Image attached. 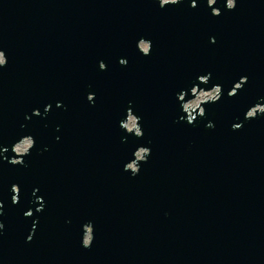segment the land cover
Listing matches in <instances>:
<instances>
[{"label": "water", "instance_id": "95a60500", "mask_svg": "<svg viewBox=\"0 0 264 264\" xmlns=\"http://www.w3.org/2000/svg\"><path fill=\"white\" fill-rule=\"evenodd\" d=\"M191 2L0 0V146L35 142L0 163V264H264V0ZM209 73L220 101L175 123Z\"/></svg>", "mask_w": 264, "mask_h": 264}, {"label": "clouds", "instance_id": "9594fccd", "mask_svg": "<svg viewBox=\"0 0 264 264\" xmlns=\"http://www.w3.org/2000/svg\"><path fill=\"white\" fill-rule=\"evenodd\" d=\"M183 0H161L160 8L162 9L164 4H172L177 5L182 3ZM207 7L211 9V15L213 17L219 16L220 12L218 9L213 7L217 0H206ZM191 8H195L197 5L195 3V0H192V2L189 5ZM236 7V0H228L226 10L227 11H233ZM210 43H215L214 38H211ZM145 49H147V45H142ZM6 67V62L4 59V54L2 51H0V69H3ZM211 74H206L199 76L197 78V81L193 87L189 90L187 95L191 96V99L186 100V93L184 91L180 92L176 96L177 103L180 106L181 112L184 114L181 116L177 121H174L175 123H186L187 125L191 126L194 124V122L197 120V117L203 119L205 117V108L204 105L207 104H215L218 101H220L222 96V88L219 85H214L211 87L210 90H204L203 88H199L198 85H207L209 82ZM247 83V78L242 77L239 79L238 82L234 83L231 90L227 93V96L229 98L235 96L244 86V84ZM57 108L61 107V104L56 105ZM50 110V106H46L44 108V114L47 115L48 111ZM193 113H196L194 116ZM39 111H33L32 116H40ZM264 116V101H258L255 106L250 107L245 113H244V121H250L254 120L258 117ZM25 121L30 120L29 116L24 117ZM135 124V121H129V127H132ZM25 125H21V128H24ZM243 127L242 123H234L231 127V131H239ZM205 128L208 130L214 129V124L212 122H208L205 125ZM59 131V129H57ZM137 139V137H135ZM142 137H140L141 139ZM57 140L59 137L56 138ZM123 142V141H122ZM35 145L34 139L31 136H24L20 138L17 142H15L12 146L10 151L13 154L14 158H7L6 153L9 151V148L0 146V163L7 162L10 166H21V167H27V165L24 163V157L28 156L33 149ZM44 151H47L45 148ZM143 151V149L141 150ZM135 153V152H134ZM150 154V153H148ZM137 158L140 159V155L137 154ZM147 160H144V163H146ZM123 171H125V168L123 167ZM139 174V171L134 170L132 178L136 177ZM36 191L33 190L32 196L36 197ZM11 192V204L16 205L19 197V188L17 185L13 184L10 188ZM39 201V202H37ZM34 204H38L39 207L35 209L36 213H40L44 209V202L42 199H34L32 201ZM3 204L0 203V216L3 215ZM165 215H167L165 213ZM33 216V212L31 210L24 213L25 218H30ZM38 221H33L31 231L29 232L25 242L30 243L33 239V235L36 230ZM4 225L2 222H0V235L3 234ZM85 244H87V240L85 241Z\"/></svg>", "mask_w": 264, "mask_h": 264}, {"label": "rangeland", "instance_id": "374dc122", "mask_svg": "<svg viewBox=\"0 0 264 264\" xmlns=\"http://www.w3.org/2000/svg\"><path fill=\"white\" fill-rule=\"evenodd\" d=\"M142 45H144V44H141L140 47H141L142 49H144V47H142ZM129 121H133V119H132V118H128V120H127V122H126V124H125L126 128H128V129L131 128V127H129ZM137 154L140 155V152H138ZM130 167L133 168V166H131V165H130ZM88 238H89V236H88V234H87L86 237H85V241L88 240Z\"/></svg>", "mask_w": 264, "mask_h": 264}, {"label": "built area", "instance_id": "2783aa9c", "mask_svg": "<svg viewBox=\"0 0 264 264\" xmlns=\"http://www.w3.org/2000/svg\"><path fill=\"white\" fill-rule=\"evenodd\" d=\"M161 1V0H160ZM129 118H131V117H129ZM126 124V123H125ZM128 129V128H127Z\"/></svg>", "mask_w": 264, "mask_h": 264}]
</instances>
